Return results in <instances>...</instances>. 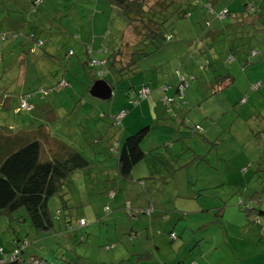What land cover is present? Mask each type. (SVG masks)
Returning <instances> with one entry per match:
<instances>
[{
    "label": "rangeland",
    "instance_id": "obj_1",
    "mask_svg": "<svg viewBox=\"0 0 264 264\" xmlns=\"http://www.w3.org/2000/svg\"><path fill=\"white\" fill-rule=\"evenodd\" d=\"M29 1L0 0V31L21 29L22 26L17 23V20L21 21L23 19L24 21L27 20L31 27L35 26L45 32L46 36L43 37L49 40L48 44L50 47L45 45L44 48L38 49L32 54V59L30 55H27L29 60H26V63L34 62L35 56H45V52H50L52 49H55L56 53L61 55L69 47L77 49V47L83 46L82 42L85 36L89 37L91 34L95 38H100L101 36L103 42L101 50H104V46L109 41H113L112 38L115 34H119L118 30L124 25V20L116 8L112 7V9H108L102 0H98L97 3L95 0H59V7L57 8L59 11H56L52 4L54 0H44V3L40 4L36 10H30ZM147 1L151 4L155 0ZM177 1L175 8L187 10L189 15L172 16L169 29L173 34V39L164 42L160 47L164 46L170 52L180 50L181 64L179 61L174 60L172 68L177 67L181 70L182 74L189 77L191 71H193L191 77H194L195 72V79L189 80V85L185 89L184 97L182 98L185 118L187 122L189 120V124L195 123L196 120L202 124H214L212 134L216 133L214 139H217V144H212L210 145L211 148H208V145L203 143V140L202 144H198L197 138L199 134L191 135V133H188L181 143L185 149H193L194 147L195 150H202L205 159L214 168V175L217 178L215 181L208 183L204 181L207 180L204 175L195 183L193 168L187 166L184 169L186 170L184 174L189 181L182 182L181 184V198L175 197V189L170 181L164 182L157 178L154 181L149 179L147 181L148 187L153 190V194H151L152 199H150L151 205L154 206L155 204L160 209L159 211H151L155 213V216L153 218V228L150 232H162L163 241L167 242L168 236L165 230L159 226V222L163 223L164 221V217L161 214L167 215L169 212L179 211L183 206L184 209L191 211L196 208L197 204H203V209L210 208L215 205V199L211 198L210 195L217 192L220 195L216 197L219 201L217 207H222V212L225 210V213L223 218L219 216L216 217V220L208 223L206 230L209 236L205 239L206 241H200L201 247H204L207 241L208 245L214 241V248L207 253L212 264H258L259 260L264 262L261 259H264V235L255 238L258 225L253 224L248 229L246 227V229L242 228L239 225L233 229L228 226L241 222V218L234 210L252 207V201L254 200L249 201L246 199L254 191H256L254 196L257 199L256 203L262 201L257 206L262 205L264 207V142L262 141L264 137V31H252L254 30L252 27H248L247 25L242 27L240 25L238 34L235 28L228 27L225 29L226 32L224 34H218L214 38L207 36L213 29H221L225 23L236 19V11L242 8V3L255 2L256 0H228L227 2L225 0H213L212 8L218 9L225 6L229 10V16L222 21L216 19L211 12L205 9L204 4H201L203 0H197L196 2L194 0ZM214 4L217 6H214ZM204 20L209 21L207 26L204 25ZM5 46L6 41L0 40V48H5ZM251 49L256 51L255 56L249 55ZM16 52H19V48L16 49ZM228 53H231L232 58L228 59ZM164 55L165 52L159 49L157 52L152 53V55L150 54L139 60L137 68L139 67L140 71L138 74L136 73L130 79L122 80L116 87V92L123 91L122 85L128 83L132 78L134 84L139 83L141 77L145 74L140 75L142 68L157 65L160 59H164ZM205 57L214 61L221 58L222 63L216 72L222 73L227 71L233 77L231 84L225 85L213 95H208L206 82H202L206 76L212 78L211 70L208 71L206 67L203 70L197 68V63H204ZM5 59L6 57H4ZM12 62L13 58L10 57L6 59V63L4 61L0 63V125H12L16 130L0 128L2 131L0 133V158L19 143L29 141L32 138L38 139L42 143L45 140H47L46 143H48V140H56L80 150L81 154L91 161V167L88 171H90L92 182L91 186L84 185L83 182L77 184V177L73 176L75 181L72 189L68 190L69 192L64 190L66 192L64 198L67 200L64 209H61V201L57 195H52L49 198V209L52 211L53 216L58 215V219H54V230L52 232L35 236L30 232L31 230L27 221H18L11 223V228L16 230L14 233L12 230L4 228L5 221L0 218V248L4 250L8 249L11 245V240L18 237V243H22L23 241L26 243L20 253V259L24 264H33L31 260L33 256L42 257L53 264H104L106 262H102L100 256L97 259L96 255L98 252L96 250H104L103 247L105 245L114 243L116 235L122 238L121 241L128 249L130 241L127 238L128 234L131 233L128 229L130 222L133 220L131 211H137L139 208L135 206L136 203L147 205L149 201L146 200L147 196L134 193L132 196H129L128 201L131 202L130 205L132 206L131 210H128L123 203V196L120 195L119 200H121L120 203L123 205L111 209V206H108V201L110 202V200L104 194L102 188L103 183L107 181V179H103V175L112 170L115 156L110 154L107 148L105 149L106 152L98 150L99 145L100 147H104L102 144L105 142V139L101 137L100 133L102 131L100 129L105 125L106 121L100 117L101 112L99 110L96 111L95 108H92L88 111L92 116L91 119L82 120L79 126L76 122L73 126V123L77 121L75 116L80 113L79 102L82 103L83 99H89L90 103L94 100L99 105H102L106 100L91 97L88 88L85 86L84 88L82 87L84 89L83 98L77 97L79 101L77 99L76 104L63 106L60 102L67 101L64 90L68 89H59L53 92L49 91L45 95L47 103L34 104L33 111L20 110L15 115L12 107L9 106L12 99L11 105H16L17 102H14V98L28 93L33 95L31 98V101H33L36 99L34 95H37V91H33L35 90L33 87H36V83L32 76L31 67L29 69L26 65L21 74L13 66L8 70L7 65L12 64ZM4 65L5 67L7 66L6 70H3ZM46 65V70L49 72L42 71V74L38 73L36 75L42 78L44 75L50 73L49 80L52 82L64 76L71 81L76 89H79V85H81L80 77L83 74L88 77L86 70L81 65L77 70H74L66 68V65L62 61H56V59L53 62H47ZM26 68L28 70L25 73ZM3 73L4 78H2ZM88 81L90 82V78H88ZM254 83L259 84L258 88L257 84ZM252 84H254L253 87L255 85L256 87L252 88ZM56 96L58 98H55ZM240 97L246 100V104L243 107L238 104V100H235ZM241 99L240 102H243ZM106 115L108 117L111 114L107 112ZM204 116L207 117V120ZM144 120L146 119L137 120L135 127L141 128L145 124ZM29 123L34 125L31 131L20 129L21 125ZM192 127L193 124H191ZM109 128L112 135L117 138L120 125L112 124V126L109 125ZM18 131L20 134H15ZM189 136H193V138ZM83 138L86 140V145L82 143ZM160 151H163V149H157L152 157L156 161L151 159L149 162L145 161L136 167L135 171L147 173L148 168L162 170L163 166L159 162L164 160V158L159 154ZM151 155L152 152L150 153ZM185 155L187 156V152ZM216 156L219 158L218 160ZM97 159L101 162L97 163L95 161ZM151 162L155 163L156 166H151ZM216 162L217 166H215ZM256 166L262 169L255 172ZM140 175L137 174L134 179L143 181L145 174ZM178 176L181 177V174L178 173ZM81 179L83 181L85 179L84 176ZM182 181H186V178L183 177ZM111 182L112 180L109 181L110 187ZM208 184L212 188L198 190ZM95 190L96 194L93 193ZM197 193L201 194V197L198 198L199 202L192 200L193 196H196ZM190 194L192 197H190ZM183 195H189V197L186 199ZM172 203H174L175 208L170 207L173 205ZM104 205H107V211L104 210ZM231 208L233 209L231 210ZM112 213L118 214L116 225L123 228L122 230H118V232L114 231L113 228L115 227L112 224L111 218H107V215ZM66 214L72 217L67 218ZM201 214L203 215V219L210 218L207 211ZM79 215L85 217L87 225L79 228L77 232H74L75 228L66 230L63 222L66 219L73 220L75 216ZM139 216L147 218L140 212ZM193 216H190L187 223L195 220ZM254 217L258 221L256 224H260L261 230H264V216ZM136 224L141 225L139 222ZM194 232H196L195 229L193 232H185L181 253L183 250L190 252L184 254V256L181 255L183 259L188 258V254H195V251L188 250V243H192L189 236ZM144 235L136 236L139 241L138 244H141V237L142 239L143 237L146 238ZM179 236L171 242L174 244L173 246L180 241ZM199 247H196V249ZM123 250H125L124 247ZM259 252L260 259L256 261L252 259L254 257L246 256V254L255 255ZM159 256L160 258L172 256L171 249L165 246L160 248ZM0 258H3L1 252ZM183 263L182 261L178 264ZM124 264L138 263H136L134 257H130Z\"/></svg>",
    "mask_w": 264,
    "mask_h": 264
},
{
    "label": "crops",
    "instance_id": "obj_2",
    "mask_svg": "<svg viewBox=\"0 0 264 264\" xmlns=\"http://www.w3.org/2000/svg\"><path fill=\"white\" fill-rule=\"evenodd\" d=\"M194 1L196 2L197 0H194ZM208 1L210 2L211 0H203L202 1L203 3H201V4H205ZM201 7H203V6H201ZM17 23L23 25L22 20L21 21L17 20ZM22 29L23 28L21 27V29H16V30L7 29V31H17V30H22ZM92 33H93V31H92ZM237 33H239V32H237ZM218 34H223V31L222 30L217 31V29L216 30L213 29V31L211 33H209L207 36L214 38ZM171 38L173 39V34L171 35ZM1 39H3V40H1ZM41 39L43 40V46L41 48H44L45 45L50 47V45L48 44L49 40L46 37H42ZM0 40L6 41L5 48H0V52H2V55L4 57H6V59L10 58V57L13 58L12 64L7 65L8 70L13 66V67L17 68L19 70V72L22 74V71L24 70V67L26 65H27V67H29V69L31 67L32 76H33V79L36 83V87H33L35 90H33V91H36L37 88L41 89L40 87L47 88L49 86H52L57 81L62 80V79L69 81L70 88H69V86L64 88V89H68V90H64V93L66 94V97H67V101L66 102H63V101L60 102V104L63 106L68 105V104H72V105L76 104L77 99H78L77 97L83 98V96H84V89L83 88L86 86V88H88V90H89L90 86L93 84V82L95 80L90 84L88 81V77H86L83 74V76L80 77L81 85H79V89L78 88L76 89V87H74L72 85L71 81L69 79L65 78L64 76L60 77V79L56 80L55 82L54 81L52 82L49 80L50 73L48 75H44L41 78V77H39V75H36V74H38V73L42 74L41 73L42 71L49 72L48 70H46V67H45L47 62H53L54 59H56V61H62L66 65V68H72L74 70H77L78 67H80V62H82L86 59H89L90 57L91 58L93 57L98 62V63L97 62L94 63L93 68L97 71L98 74H101V73H102L101 75L104 74V71L101 68H103L102 66L105 64V62H104L105 50H101V46H103L101 36H100V38H95V36L93 34H91L89 37L85 36L84 41L82 42L83 46L77 47V49H73V48L69 47V50L72 51V53L69 56H67L66 51H63V54L61 55V54H57L55 49H52L50 52H45V56H35L34 62H27V63H26V60H29L27 55H30L31 59H32L33 58L32 54H34L38 50V48H36L33 52L28 51L26 53L25 52V49H26L25 46H27V45L24 42L21 43L20 45H19V42L15 41V40L10 42L11 37L5 35V37L2 38L1 34H0ZM170 40H168V41H170ZM30 46H31V43H28V49ZM17 48H19L18 53L16 52ZM87 48L89 49V51ZM159 49H162L165 52L164 59H163L164 61L160 59V62H158V64L155 66L151 65L149 68L143 67L142 71L140 72V75H143V73H145V74L141 77V81L139 83L134 84L133 78H132V80H129L128 83H125L124 85H122L121 88H124V89H123V91H119L118 93L116 92V87L119 84L116 87H114L113 89L110 88L109 96L106 99H100V100H106V102H104L102 105H99L94 100L92 101V103H90L89 99H87V100L83 99L82 103L79 102L80 113L75 116V119H77V121H75L73 123V126L76 124V122L79 126L81 124L82 120L91 119L92 116H91V114H89L88 111L92 108H95L96 111L99 110V112H101L100 117L104 121H106L105 125L100 129V131H102V133H100L102 135L101 137L103 139H105L104 143H106V144H104V143L102 144L104 147H100V145H99L98 150H100L102 152L104 150L106 152L105 149L107 148L108 151H110V154L115 156L116 146L119 145L121 142L125 143V146L128 150V154H129V157H130L131 163H132L130 178L127 179V178H121V177L117 176V174H115V171H114V166L112 167V170L106 172V175H103L104 176L103 179H107V181L105 183H103L102 190H104V194H106L110 200V202L108 201V206H111L110 207L111 209H113V207L122 206L123 204L120 203L121 200H119L120 195L123 196V198H122L123 203L126 205L128 210H131V206H132V205H130L131 202L128 201L129 196H132L134 193H136L138 195H145V196H147L146 200L147 201L149 200L147 205L136 203L135 206L139 207V208L137 209V211H131L132 212L131 216H132L133 220L130 222V226H129L128 231L131 232L129 234H132V236H134V237L131 239V238H129V234H128L127 239H129V241H130V245H129L128 249L126 248V246H124V243L121 241L122 238L119 237L118 235H116V237H115L116 239H115L114 243L105 245L103 247L104 250H101V249L96 250L98 252V254L96 255L97 259L100 256V258H101L100 260L102 262H106L104 264L115 263L119 260H124V261L127 260L128 261L130 257H134V259L136 260V263H138V264H178V263H181L182 261L184 262L183 264H191L193 262H195L196 264H212L208 258L207 253H209L214 248L213 247L214 241L209 245H208V241H207L204 247H201L200 241L201 240L204 241L209 236L208 231L206 230L207 229L206 226L208 225V223L216 220V217L221 216L223 218V216H224L225 210H224V212H222L223 208H221L220 212H218V210H217L218 209L217 206L219 205V201L217 200L216 197L220 196L217 192L210 195L211 198L215 199L214 200L215 205L210 207V208L203 209L204 208L203 204H197L196 208L191 210V211L184 209V206H183V208H181V210H179V211L169 212V214H167V215L161 214L164 217V219H163L164 221H163V223L159 222V226L165 230L167 236H168V233L170 231L174 232V234L176 236L175 239H177L178 235H180L179 236L180 241L177 242L175 244V246H173L174 244L171 243L175 239L170 240V238L168 237V241L164 242L163 237L161 236L162 232H160V231L159 232L158 231H151L150 232V230H152V228H153V218L155 216L154 215L155 213H152L151 211L152 210L153 211H159L160 209H158V206H156L155 204H154V206L151 205L150 199H152L151 194H153V190L148 187L149 184L147 181L149 179L154 181L157 178V179H160L164 182L170 181V183L173 184V188L175 189V197L181 198V194H180L181 184H182V182L185 183V182L189 181V179H187L186 175L184 174V171H186L184 169H186L187 166H191L193 168L194 182L195 183H197L198 179L200 177H203L204 175L207 178V180H204V181L208 182V183L215 181L217 178L214 175V168H212L209 161H207L205 159L204 154H202V150H200V151L195 150L194 147H193V149H188V148L185 149L183 144L181 143L182 139L188 133H191V135L199 134V137L197 138L198 144H202V140H203V143L208 145V148H211L210 145L213 144V143H210L211 140L212 141L215 140L214 141L215 143L213 145L217 144V142H216L217 139H214V136H216V133L212 134L213 129H214V124H211V125H208L207 123L202 124L197 120L195 121V123L189 124V120H188V122L186 121V118H185L186 115L184 112V105H183V103H181V97L177 94V91H176V86L180 82L182 83L183 81H186L187 86L183 89V94H184L185 89L189 85V80L195 79V72H194V77L193 76L191 77V75L193 74V71H191L192 73L190 72V77H189V76H185L184 74H182L181 70L178 69L177 67L172 68V62L174 60L177 62L179 61L181 64V52H180V50L170 52V50L168 48H164V46H162V47H159L155 52H157ZM251 50L252 51H250L249 55L255 56L256 51L253 49H251ZM4 57L0 58V63H1V61H4L6 63V59L4 60ZM143 58H141V59H143ZM229 58H230V55L228 53V59ZM207 60H211V59L205 57L204 63H197L198 64L197 68L198 69L201 68V70L205 69V63L207 62ZM216 60H218V62L220 61L219 64L222 63L221 58H218ZM192 64H196V63H192ZM137 65H138V62H137ZM6 67L4 65L3 70H6L5 69ZM180 68H181V65H180ZM212 68H213V66H212ZM219 68H217V71L219 70ZM27 70L28 69L26 68L25 73L27 72ZM207 70L209 71L210 69H207ZM139 71H140V68L138 67L137 68V74ZM25 73H24V76H25ZM17 75H19V74H17ZM24 76H23V78H24ZM2 78H4V73L2 75ZM261 78H263V76H261ZM97 79H101V78L99 77ZM260 79H259V81H260ZM211 80L212 79L210 76H206L202 80V82H206V88L209 85V83L211 82ZM232 82H233V80H232ZM254 84H257V88H258L259 84L258 83H254ZM254 84H252V86H251L252 88H254L253 87ZM141 85H146L150 88V90H151L150 95L148 97L140 100L135 106H132V104L129 102L130 97L128 95V91L131 92L132 89H137ZM57 90L58 89H52L49 91L53 92V91H57ZM49 91H46L42 94L35 92L37 95H34V96H36V99L33 101H31V98L33 97L32 94L30 95V94L26 93L24 96H22L23 94H21L20 96L18 95L16 98H14V102H17L16 105H11V103L13 102V99H12L9 106L12 107L15 115H17L20 112V110H25V109H18L19 108L18 107L19 102L24 97L25 102L27 104H29V106L31 107L29 110H25V111H29V112L33 111L34 110V104L47 103V99H46L45 95ZM72 92H74V93H72ZM207 92H208V90H207ZM163 96L173 98V102L168 105L170 110H168V112H166L165 114H164L165 111H163L164 108L160 103V98ZM59 97H61V96H59ZM91 97L99 99V98L92 96V95H91ZM55 98H58V96H56ZM241 98L242 97L235 99V100L236 101L238 100L237 101L238 104L242 105L241 107H243L246 104V100L244 102H240ZM78 101H79V99H78ZM105 103H107V104H105ZM120 110H126V113L120 119L121 128L119 129L117 138H115L116 136L112 135L111 129L109 128V125L112 126V124H110L112 122L109 118L111 116L107 117L106 114H107V112L110 114H114ZM173 114H176L177 118L180 116L181 121L172 119L171 115H173ZM184 118H185V121L182 120ZM204 118L207 120V117L204 116ZM140 119H146V120H144L145 124H143L141 128H136L135 124H136L137 120H140ZM191 124L199 125L201 127L202 131L198 132L197 130L192 129ZM21 126L22 127L20 129H22L23 131H31V129L34 125H31V123H29L27 125L23 124ZM0 128L1 129L6 128V129H11V130H16V128L14 129L12 127V125L4 126V124H2V125H0ZM0 133H2L1 130H0ZM16 133L20 134L19 131L15 132V134ZM97 134L100 135L99 133H97ZM101 137H100V139H101ZM189 137L193 138V136H189ZM32 139H34V138H32ZM32 139H29V141ZM25 142H28V141H25ZM25 142L23 141V143H25ZM85 142H86V140H85ZM85 142L83 143L84 145H85ZM23 143H19L18 145L13 147V149H11V150L16 149L18 146H21ZM160 148H162L163 151H160L159 154H161V156L164 158V160L159 162L163 166L162 170L155 169V168L154 169L148 168L147 173H144V172L139 173V172L135 171L136 167H138L139 165H141L145 161L149 162L150 159L156 161L152 157H153L154 153L156 152V150L160 149ZM50 150L53 151L54 148L50 147ZM75 150H77V149L75 148ZM78 151H80V150H78ZM96 152H97V150H96ZM151 152H152V155L150 156ZM186 152H187V156L185 155ZM102 155H104V154L102 153ZM3 157H4V155H3ZM216 158H217V160L219 159L217 156H216ZM95 161L97 163L101 162L98 159ZM114 165H115V162H114ZM148 166H149V164H148ZM151 166H156V164L151 162ZM215 166H217V162L215 163ZM178 173L181 174V177L178 176ZM137 174H141V175L145 174L144 178L142 177L143 181L134 179V177L137 176ZM183 177L186 178V181H182ZM110 180H112L111 187L109 186ZM138 185H140V186H138ZM213 186H215V185H213ZM210 188H212V187H211V185L208 184L207 186L202 187L198 190L201 191V190L210 189ZM109 190H113L112 197H110L108 195ZM255 192L256 191H254V193H253L254 196H255ZM93 193L96 194L97 193L96 190L93 191ZM257 193H259V192H257ZM183 196L186 199L189 197V195H183ZM190 197H192L191 194H190ZM200 197H201V194L197 193L196 196H193L192 200H195V202L196 201L199 202L198 198H200ZM189 199H191V198H189ZM246 200H249V201L254 200V201H252V207H257L259 210H261L263 212L264 207H262V205L257 206V204H261L262 201L260 203H256V200H257L256 197H249ZM246 200H244V201H246ZM172 204L173 205H171L170 207L175 208L174 203H172ZM248 208H250V207H248ZM248 208H246L247 210H245V211L243 208L242 209L238 208V209L234 210L235 213L241 218V222L236 224V225H232V226H228V227H231V229H233L239 225L242 228L246 227L248 229L251 227V225L254 224V225H258V230L256 231L255 238L259 237L260 235H264V230H261L260 224H255V223L251 222V218L258 215L259 212L253 211L251 213H248V210H249ZM232 209L233 208H231V210ZM104 210L105 211L108 210L107 205H104ZM204 211H207V214L210 216L209 219H203L202 218L203 215L201 213H203ZM139 212L144 214V216H146L147 218L142 217L143 215L139 216ZM117 215L118 214H113V213L110 215H107L108 219L111 218V221L113 222L112 224L115 227L113 229L116 232H118V230L123 229L122 227L116 225L117 219H118ZM191 215H194L193 218L195 220H193V222L187 223L189 221V218ZM96 216H97V218H99L98 215H96ZM180 216H181V218H179ZM259 216L260 217L264 216V212L262 214H260ZM78 218H83L86 222V219L84 216L79 215ZM137 222L141 223V225L136 224ZM75 224H77V223H75ZM86 225L87 224L85 223L84 226H86ZM67 226H71V221L64 228L67 229ZM72 227H73L72 229L75 228L74 225H72ZM82 228H83V226H82ZM191 228H194L196 230V232L191 233L189 236V238L192 240V243H188V250L195 251V254L194 255L188 254L187 255L188 258L183 259L184 254H186L190 251L183 250V252L181 253V247L183 245L182 241L184 239L185 232H187V231L193 232L194 231V229H191ZM72 229H70V230H72ZM77 231H79V228L74 229V232H77ZM148 231H149V235H148ZM141 234H145L144 236L146 238L143 237V239H142V237H141V244H138L139 241L136 238V236L137 235L140 236ZM184 244H186V243H184ZM164 246L167 247L168 249H171L172 256H170L168 258H166V257L160 258L159 250H160V248H162ZM123 247L125 248V250H123ZM196 247H199V248L196 249ZM125 254H126V256H125ZM141 254H147L148 258L137 259L136 257L138 255H141ZM181 255H183V256L181 257ZM259 255H260V252L255 254V255H247L246 254V256L254 257V258H252L254 261H256L257 259H260ZM261 259L264 261L263 258H261ZM2 260L3 259H1L0 262ZM262 263L264 264V262H262L260 260L258 261V264H262Z\"/></svg>",
    "mask_w": 264,
    "mask_h": 264
},
{
    "label": "trees",
    "instance_id": "obj_3",
    "mask_svg": "<svg viewBox=\"0 0 264 264\" xmlns=\"http://www.w3.org/2000/svg\"><path fill=\"white\" fill-rule=\"evenodd\" d=\"M95 1L97 2L98 0ZM102 1L106 4L108 9H112V7L116 8L119 15L124 20V25L118 30L119 34H115L112 38L113 41H109L107 45L104 46L105 64L102 66L103 68H101L104 71L103 75H101L102 73L98 74L93 68L94 63L97 62L93 57V59L90 57L89 59L80 62V65L86 70L88 78H90V84L100 77L111 89H113L122 80L129 79L137 73V62L141 58L154 53L164 42L172 39V33L169 29L172 22V16L189 15V12L187 10L175 8L178 2L177 0H155L151 4H149L147 0ZM225 1L227 2L228 0ZM58 2L59 0H54L52 3L56 11H59L57 9L59 7ZM212 2L213 0L210 2L208 1L204 4V7L211 12L216 19L222 21L229 16V10L227 7L222 6L215 9V7H211L213 4ZM43 3L44 0H30L29 8L30 10H36V8ZM214 6L217 5L214 4ZM221 12L224 13L223 16L220 15ZM236 13V19L232 22L225 23L221 29L217 28V31L222 30L224 34L225 29L232 27L233 29L235 28L236 32H239L240 25L242 27H244V25L252 27V29H254L252 31H264V0H256L255 2L251 1L247 3L244 2L242 3V8L236 11ZM22 21V30H1V37L4 38L5 35H7L11 37L10 42L15 40L19 42V45L24 42L27 45L25 46L26 53L28 51L33 52L36 48H41L43 46V40L41 38L45 36V32L35 26L31 27L27 20L24 21L22 19ZM208 24L209 21L204 20V25L207 26ZM37 41H39L40 44H37ZM28 43H31L29 49ZM230 48L229 50L231 51ZM71 53V50H66L67 56ZM229 55L232 58L231 53H229ZM2 57L4 56L2 55V52H0V58ZM219 62L218 60L214 61L211 59L207 60L205 63V67L211 70L212 75V80L207 86L208 95H213L225 85L232 83L233 78L230 73L227 71L222 73L216 72L217 68L221 65ZM60 81L67 82V85L58 88ZM68 86H70L69 81L62 79L52 86L40 88L41 90H44L43 92H46L52 89H64ZM142 87H147L149 89V94L142 95L140 93ZM36 91L41 94L43 93L38 88ZM150 92V88L146 85H141L137 89H132L131 92L128 91L130 97L129 102L132 106H135L140 100L148 97ZM165 97L167 96L160 98V103L164 108V110H162L165 111L164 114L170 110L168 105L173 102V98L167 100ZM180 97L181 103H183L182 98L184 97V94L182 93ZM22 99H24V97ZM18 107V109H25L20 107V102ZM30 108L31 107L25 110H29ZM120 112H123V114L119 115ZM125 113L126 110H120L111 114V117L108 116L112 122L110 124L120 125V119ZM171 118L181 121V117L179 116L177 118L176 114L171 115ZM182 120L185 121V118ZM196 126H198L199 129H196ZM192 129L197 130L198 132L202 131L201 127L197 124H194ZM214 141L215 140H211L210 143L214 144ZM262 141L264 142V137ZM46 142L47 140L42 143L38 139H32L23 143L21 146H18L16 149L10 150L4 155V157L2 156L0 158V218L5 221L4 228L6 230H12V232L15 233L16 230L11 228V223L27 221L31 230L30 232L35 236L52 232L54 230V219H58V215L53 216L52 211L49 209V198L52 195H57L61 201L60 207L61 209H64L66 207L65 202L67 201L64 197L66 192H69L68 190L72 189L75 181L74 177H77V184L83 182L84 185L91 186L92 178L90 171H88L91 167V161L87 160L80 151L75 150L66 143L58 142L56 140H48V143ZM84 142L85 140L82 143ZM87 144H89V142H87ZM50 147L54 148V150L51 151ZM131 167L132 163L128 150L125 143L121 142L116 146L114 165L115 174L121 178L128 179L131 175ZM261 169V167L256 166L255 172ZM83 176L87 179L86 182L85 179L82 181L81 177ZM64 190L67 191L65 192ZM250 197H254V195L251 194ZM221 208L222 207H219L217 209L218 212L221 211ZM246 208L248 207H245L244 210ZM248 209V213L253 211L259 212L256 216H259L264 212V210L262 212L257 207H250ZM65 216L67 218L72 217L69 214H66ZM75 217L73 218L74 221L65 218L66 220L63 222L65 227L70 221H72L71 226H67L66 230L72 229V225H74L75 228H81L85 225L86 222L83 218H78V216ZM80 219L84 220L85 223L83 225H79ZM251 222L255 224L258 223L257 218H251ZM170 234H173L174 237H171ZM133 237L132 234H129V238L132 239ZM168 237L170 240L176 238L172 231L168 233ZM80 239H82V237H80ZM18 242L19 238L15 237L11 240V245L8 249L4 250L3 248H0L3 257L1 262L24 264L20 259V253L26 243L24 241L22 243ZM136 258L145 259L148 258V255L141 254ZM31 260L33 264H36L35 262L38 260L50 262L37 256H33ZM124 262V260H119L111 264H124Z\"/></svg>",
    "mask_w": 264,
    "mask_h": 264
},
{
    "label": "built area",
    "instance_id": "obj_4",
    "mask_svg": "<svg viewBox=\"0 0 264 264\" xmlns=\"http://www.w3.org/2000/svg\"><path fill=\"white\" fill-rule=\"evenodd\" d=\"M220 15L223 16L224 13L221 12ZM37 44H40V42L37 41ZM66 85H67V82H65V81H60V82H59V86H58V88H59V87H64V86H66ZM186 86H187V82H186V81H183L182 83L180 82V83L176 86V91H177V94H178L179 96L182 95V93H183V89H184ZM254 87H256V85H255ZM140 93H141L142 95H147V94H149V89H148L147 87H142V88L140 89ZM165 98H166L167 100L171 99V98H167V97H165ZM241 101H244V98H242ZM20 107H21V108L28 109L30 106L24 101V99H22V100L20 101ZM122 114H123V112H120V113H119V115H122ZM197 128L199 129L198 126H196V129H197ZM108 195H109L110 197H112V195H113V190H109ZM84 223H85V222H84L83 219H80V220H79V225H83ZM170 235H171V237H174L173 234H170ZM35 263H36V264H52L51 262H45V261H43V260H38V261H36ZM191 264H195V263H191Z\"/></svg>",
    "mask_w": 264,
    "mask_h": 264
},
{
    "label": "water",
    "instance_id": "obj_5",
    "mask_svg": "<svg viewBox=\"0 0 264 264\" xmlns=\"http://www.w3.org/2000/svg\"><path fill=\"white\" fill-rule=\"evenodd\" d=\"M89 93L99 99H106L110 93V87L102 79H97L89 88ZM13 264V263H0Z\"/></svg>",
    "mask_w": 264,
    "mask_h": 264
},
{
    "label": "bare ground",
    "instance_id": "obj_6",
    "mask_svg": "<svg viewBox=\"0 0 264 264\" xmlns=\"http://www.w3.org/2000/svg\"><path fill=\"white\" fill-rule=\"evenodd\" d=\"M40 91H42V92H43L44 90H41V89H40ZM24 101H25V100H24ZM28 105H29V104H28ZM0 263H5V262H0ZM8 263H10V262H8Z\"/></svg>",
    "mask_w": 264,
    "mask_h": 264
}]
</instances>
